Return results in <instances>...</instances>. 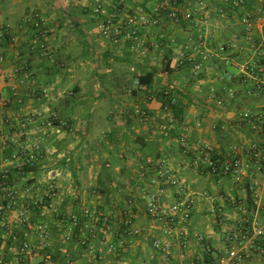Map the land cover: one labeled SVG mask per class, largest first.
<instances>
[{"label":"crops","instance_id":"crops-1","mask_svg":"<svg viewBox=\"0 0 264 264\" xmlns=\"http://www.w3.org/2000/svg\"><path fill=\"white\" fill-rule=\"evenodd\" d=\"M201 1L181 0L194 19L176 22L156 12L162 0H0V195L12 192L18 202L0 217V257L9 264L214 263L247 220L264 227V166L244 150L254 145L264 156V93L252 92L258 78L243 70L258 49L264 80V0L239 8L233 0ZM129 16L140 23L136 40L100 35L104 19ZM199 36L210 55L204 62L193 48ZM169 96L175 113L164 110ZM34 141L42 156L19 171ZM210 154L221 163L240 159L241 180L210 170ZM50 185L58 190L53 207L29 214L50 233L43 246L14 221L28 189L41 197ZM151 196L163 209L188 201L190 219L165 233V222L147 210ZM87 209L108 218L106 241L98 227L89 246L80 244L94 228L83 218ZM158 238L170 243L167 252L154 248ZM22 242L38 253L20 254ZM107 243L123 245L102 255Z\"/></svg>","mask_w":264,"mask_h":264},{"label":"built area","instance_id":"built-area-1","mask_svg":"<svg viewBox=\"0 0 264 264\" xmlns=\"http://www.w3.org/2000/svg\"><path fill=\"white\" fill-rule=\"evenodd\" d=\"M181 0H162L159 7L156 9L158 11L167 12V16L173 21H179L181 18L186 20H193L194 13L192 10L185 9L182 10ZM200 5H202V1L198 0ZM243 0H233L231 1V6L234 8H239L243 6ZM225 10H222V13ZM259 15L261 18H264V8L260 9ZM33 18L35 19V26L38 28H43L42 23L39 20V14H34ZM253 16L251 13L246 12L242 18V22L246 25L248 31L251 30L253 26ZM152 25H157L158 20H152ZM42 26V27H41ZM140 27V23L137 18L133 16H129L128 18L122 21H116L113 18L104 19L99 25L100 35L102 37H109L115 42L119 41L120 38L125 40H136L138 37V28ZM249 41H251V45L255 46V42L252 40V37H249ZM198 50L200 54L201 61L204 62L207 60L210 55L206 52V44L202 40L201 36L198 37L197 46L193 47ZM220 51H226L228 46L226 44H222L219 47ZM256 56L254 58L253 63H247L243 67L244 74H249L251 76H256L257 83L253 87V93H264V80L263 77H259L262 74V64L261 60L263 58V53L259 52L256 49ZM193 57H189L190 61H193ZM201 62L194 64V71L196 74L201 71ZM263 76V75H262ZM231 77V76H230ZM168 95V94H167ZM234 93L229 92L228 97L234 98ZM170 100V104L173 106L177 105V99L173 97H168ZM219 105L223 104V101L218 103ZM165 111H170V106L166 105L164 107ZM245 118L251 119V114L246 113L244 115ZM57 118H54L56 120ZM27 121H31V119H27ZM162 130L169 129L168 125L161 126ZM204 148L208 153L212 152V149L208 145H204ZM245 153L251 156L254 160L259 161L260 164L264 166V156L258 151V148L254 145H250L246 147ZM43 153L42 146L40 142L34 141L29 150L22 155L23 164L19 165L17 168L19 171L23 170L25 166L28 168H34L36 166L37 161L41 158ZM212 155V156H211ZM210 167H212L213 171H219L220 173L230 176L236 182H239L242 177V163L241 160L236 158L231 160L228 163H221L218 159L213 158V154H210ZM165 173H159L160 178L164 177ZM169 179V177H168ZM30 190L27 192V200L23 206L19 208V214L15 219V224L22 225L28 230H34L39 238V241L42 242L43 246L46 244L48 238L50 237V233L44 227V225H37L36 227L32 223L30 219V213L36 210V208L40 209L41 214H44V211L52 208L55 198L58 194V190L53 186H48L46 192L41 197H31ZM7 201L6 204L4 201ZM18 208V202L12 192L6 194V196L2 197L0 195V217H4L6 213H10L13 210ZM191 204L182 199H178L173 205L168 208H161L159 206L158 200L156 196H151L150 201L147 205L148 212L153 215L155 218L163 220L167 225V229H165V233H171L173 229L183 226L190 219L191 214ZM83 218L89 219L94 228L89 230L88 236H82L80 240V244L83 246H89L92 238L97 235L96 228L101 227L104 229L103 239L106 241L107 234L111 230V226L108 218L101 212L93 211V210H84ZM79 218L73 217L72 223L74 226H78ZM127 228H131L132 221L128 220L126 222ZM133 234H138L137 230L132 231ZM230 241L232 245H230L225 253L220 257L217 262L214 263H204V264H259V262H264V227L256 224L255 222H249L247 220L246 225L243 229H241L238 233L230 235ZM105 243V242H104ZM18 251L19 253H29V254H37L38 251L34 248H31L28 242H22L20 244ZM122 243L119 246H115L112 243H107L104 247L99 249V253L102 255H113L115 254L118 247H122ZM154 248L157 250H161L163 252H167L170 248V243L164 241L162 239H156L153 242ZM183 248H186V244L182 243ZM89 248V247H88ZM0 264H9L3 257H0ZM40 264V263H33ZM64 264H76L73 260H67ZM195 264V263H191Z\"/></svg>","mask_w":264,"mask_h":264},{"label":"trees","instance_id":"trees-1","mask_svg":"<svg viewBox=\"0 0 264 264\" xmlns=\"http://www.w3.org/2000/svg\"><path fill=\"white\" fill-rule=\"evenodd\" d=\"M169 97H170V96H169ZM164 104L170 106V108H171V112H172V111H173V113L177 112V109H178L177 106H178V104H177L176 106L171 105V104H170V100L168 99V97H166ZM215 157H216V156H215ZM215 159H216V158H215ZM30 169H33V168H28L27 166H25L24 169H23V171H28V170H30ZM209 169L212 170V167H210ZM9 177H11V174H10ZM10 180H11V179L9 178V179L3 180V181L9 182ZM6 202H7V201L5 200L4 203L6 204ZM36 210H37V212L39 213L40 209H39V208H38V209L36 208Z\"/></svg>","mask_w":264,"mask_h":264},{"label":"rangeland","instance_id":"rangeland-1","mask_svg":"<svg viewBox=\"0 0 264 264\" xmlns=\"http://www.w3.org/2000/svg\"><path fill=\"white\" fill-rule=\"evenodd\" d=\"M228 70L230 73H232V71H234V69H232L231 67Z\"/></svg>","mask_w":264,"mask_h":264}]
</instances>
